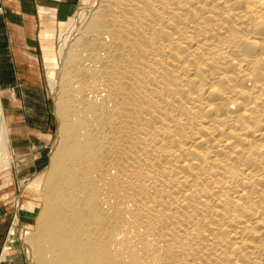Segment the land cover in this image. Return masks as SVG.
Here are the masks:
<instances>
[{
  "label": "bare ground",
  "instance_id": "bare-ground-1",
  "mask_svg": "<svg viewBox=\"0 0 264 264\" xmlns=\"http://www.w3.org/2000/svg\"><path fill=\"white\" fill-rule=\"evenodd\" d=\"M91 9L61 60L46 56L59 140L32 260L264 264V0ZM7 110L0 86V159L14 160Z\"/></svg>",
  "mask_w": 264,
  "mask_h": 264
},
{
  "label": "rangeland",
  "instance_id": "rangeland-1",
  "mask_svg": "<svg viewBox=\"0 0 264 264\" xmlns=\"http://www.w3.org/2000/svg\"><path fill=\"white\" fill-rule=\"evenodd\" d=\"M97 1L0 0V33L13 36L12 46L0 40V68H8L0 69V86L16 156L0 159V264H39L32 260L26 237L36 231L44 206L40 186L59 140L60 123L48 78L53 65L46 56L61 60V46L78 33L84 13L89 15ZM42 31L53 35L43 38ZM6 162L12 163L11 172L4 168ZM13 229L16 240L2 258Z\"/></svg>",
  "mask_w": 264,
  "mask_h": 264
},
{
  "label": "crops",
  "instance_id": "crops-1",
  "mask_svg": "<svg viewBox=\"0 0 264 264\" xmlns=\"http://www.w3.org/2000/svg\"><path fill=\"white\" fill-rule=\"evenodd\" d=\"M0 20H3L2 18H0ZM0 40L1 41H4V42H8L9 43V46L11 45L12 46V40H13V36L11 35H9V33L8 32H6V31H2L1 33H0ZM1 55H4V53L1 51L0 52V59H1ZM2 63H1V61H0V65H1ZM2 71L4 70V71H8V68L6 69V68H0ZM9 82V84L10 85H12L11 84V82L10 81H8Z\"/></svg>",
  "mask_w": 264,
  "mask_h": 264
}]
</instances>
